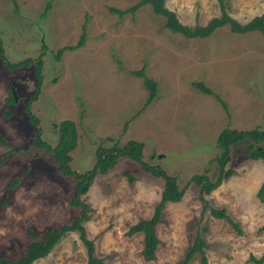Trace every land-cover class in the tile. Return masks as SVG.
I'll return each mask as SVG.
<instances>
[{"label":"rangeland","instance_id":"1","mask_svg":"<svg viewBox=\"0 0 264 264\" xmlns=\"http://www.w3.org/2000/svg\"><path fill=\"white\" fill-rule=\"evenodd\" d=\"M139 0H0V41L9 63L41 57V88L30 103L41 139L58 141L54 125L74 123L77 146L70 168L92 169L98 147L143 144V161L160 167L184 189L177 203H165L156 227L155 260L141 254L143 235L129 228L154 214L162 180L119 158L97 175L84 201L90 208L86 237L104 264H177L199 235L208 264L264 262V160L253 161L244 145L233 147V174L209 195L188 184L206 174L214 182L220 153L216 138L226 127L264 130V38L260 32L234 34L225 25L205 39H188L164 27L149 5L119 17ZM226 13L244 24L264 13V0H223ZM167 10L187 26H204L221 16L218 0H165ZM84 33L82 47L76 46ZM56 59L59 50L65 49ZM156 82L155 99L142 78ZM32 66L6 68L0 60V258L16 259L33 240H42L80 215L71 204L77 181L62 175L52 154L32 146L34 127L25 113L36 87ZM202 83L213 95H204ZM13 96L14 102L9 103ZM216 96L225 103L223 108ZM9 112V116L5 113ZM128 176L134 180L129 181ZM14 181H17L13 183ZM13 184V185H12ZM211 209H224L238 234ZM78 232L66 234L34 264H86ZM189 264H200L196 254ZM264 264V263H263Z\"/></svg>","mask_w":264,"mask_h":264},{"label":"trees","instance_id":"2","mask_svg":"<svg viewBox=\"0 0 264 264\" xmlns=\"http://www.w3.org/2000/svg\"><path fill=\"white\" fill-rule=\"evenodd\" d=\"M15 2V0H11ZM165 0H139L135 5L125 10H118L110 8L111 13L117 14L119 17L130 14L133 15L139 8L149 5L153 13L157 16H161L165 19L164 27L173 34L182 35L188 39H205L212 35V33L225 25L229 26V30L234 34H248L252 32H260L264 38V13L252 18L250 21L242 24L232 19L225 11V5L223 0H218L221 10V16L218 18H212L204 26H187L183 25L177 19L174 12L169 11L164 6ZM84 43V33L81 35L76 46L71 49L82 47ZM66 50H59L56 59ZM0 60L1 63L8 69H17L26 66H32L36 75L37 83L32 96L30 97L28 104L25 106V113L28 115L29 121L34 127L32 146L37 149H43L49 154H52L54 161L57 165L58 171L64 176H73L77 185L75 188V196L73 197L71 204L80 209V215L74 218L70 224H66L57 229H49L44 233L43 239L37 238L36 234L30 232L32 241L26 247L25 254L19 258L10 260L6 258H0V264H34L35 261L46 257L54 246L68 233L78 232L79 238L86 247L87 263L86 264H104L102 260H99L95 256L94 244L86 237L84 223L90 219V208L84 201L89 187L91 186L94 178L97 175H104L113 169L119 158H127L137 163L140 168L152 175L155 178L162 180L163 188L161 191L160 201L155 207L154 214L147 220H142L131 226L125 233L126 236H132L135 234L143 235V247L141 254L147 260H155V253L159 245V241L156 236V227L161 220L162 210L167 202L177 203L183 197L184 189H179L176 178L166 174L158 166H150L142 159L143 144L136 141H128L124 146H113L110 148L98 147L95 151V162L92 169L84 172L77 173L71 170V152L77 146V132L73 122L62 121L58 125H54L58 132V141L55 147L51 148L45 141L41 139V129L39 127V121L30 112V103L36 100L40 93L42 76H41V57L33 59H25L16 63H9L5 56L0 41ZM132 75L142 78L143 85L149 93V97L145 103L147 106L151 103L157 94L156 82L148 78L144 69L136 72H132ZM193 86L204 95H213L210 89L205 87L202 83H193ZM217 100L221 103L223 108L227 110L224 102H222L217 96ZM9 103H13L14 99L11 96L8 100ZM9 116V112L5 113ZM238 145H244L247 156L250 160H264V130L254 128L252 130H237L226 127L220 131L216 138V146L219 149V155L213 160L217 164V178L212 182L205 172L201 175H194L189 180L188 184L193 183L199 188L201 195H209L213 190L218 188L223 180L228 179L232 174V169H227V165L230 161V152L233 147ZM1 164V163H0ZM129 181L134 180L131 176H128ZM17 181H14L15 183ZM13 185V184H12ZM257 196L263 200L264 196V183L259 187ZM211 215L217 219L226 220L229 225L241 234L237 223H233L228 217L224 209L210 210ZM264 231V225L258 229ZM206 243L197 235L192 245L187 250L184 257L177 262V264H189L192 258L196 255H200V264H208V259L205 253ZM254 264H263V259H256L253 256L249 257V262Z\"/></svg>","mask_w":264,"mask_h":264}]
</instances>
